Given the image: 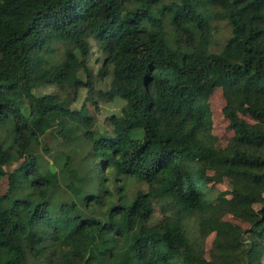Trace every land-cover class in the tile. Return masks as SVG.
<instances>
[{
	"label": "trees",
	"instance_id": "16d2710c",
	"mask_svg": "<svg viewBox=\"0 0 264 264\" xmlns=\"http://www.w3.org/2000/svg\"><path fill=\"white\" fill-rule=\"evenodd\" d=\"M91 41L111 78L97 97L123 102L103 131L84 103L35 94L91 93ZM46 134L71 145L54 173L35 153ZM11 152L29 185L0 195V264H264V0H0V179ZM226 215L247 228L217 226ZM190 216L214 234L206 258Z\"/></svg>",
	"mask_w": 264,
	"mask_h": 264
},
{
	"label": "rangeland",
	"instance_id": "374dc122",
	"mask_svg": "<svg viewBox=\"0 0 264 264\" xmlns=\"http://www.w3.org/2000/svg\"><path fill=\"white\" fill-rule=\"evenodd\" d=\"M219 26L215 34V45L216 49H219L224 43L225 39L228 36V29L223 24H218ZM91 53L87 58V63L91 69V75L89 81L92 83V91L88 92L87 89L80 90L77 94L73 92V89L60 90L54 86H43L35 91V94L38 96L58 92L62 98H67V106L69 109L77 110L84 103L87 107V114L92 118L93 127L99 131L107 130V125L105 119L112 115L113 113H118L123 102L120 99H115L113 101L107 100L106 98L97 97V92L100 91L105 93L109 90L110 77L101 79L98 75L99 69L101 67V61L99 58H102V53L95 46L94 42L91 41ZM84 78V77H83ZM93 100H98V108L95 109L89 101H86L87 97H91ZM210 107L213 113V129L211 132V140L213 145L216 148H224L232 137L233 133L228 130V122L222 115V109L225 106V100L222 96L220 89H216L212 96L210 97ZM248 123L253 121L248 117L244 116ZM46 148V150H44ZM71 145L64 143L59 137L46 134L43 136L39 143L36 146L35 153L42 157L45 163L52 165V157L61 153L70 151ZM85 156L84 150H79L78 155H76L77 161L82 162L83 157ZM77 163V162H76ZM6 176L0 179V195L4 194L9 185L27 188L29 185L28 180L25 178V175L22 170V159H20L15 152H11L7 158L5 164ZM55 170V169H54ZM234 181L226 180L222 185L213 187V192L209 196L208 200L214 199L219 191H225L232 189ZM129 186V185H128ZM138 184L135 181H131L130 189L136 190ZM263 204L261 202H256L254 207L256 209L260 208ZM158 216V210L155 212ZM217 226L235 230L237 227L242 229L247 228V224L241 222L230 215L222 217L216 222ZM185 227L188 233V236L194 241L198 246V249L202 252V255L206 258L207 252L211 248L212 241L214 239V234L204 235L200 232L198 223L196 219L192 216L188 217L185 221Z\"/></svg>",
	"mask_w": 264,
	"mask_h": 264
},
{
	"label": "water",
	"instance_id": "95a60500",
	"mask_svg": "<svg viewBox=\"0 0 264 264\" xmlns=\"http://www.w3.org/2000/svg\"><path fill=\"white\" fill-rule=\"evenodd\" d=\"M49 169L51 170L52 173L55 172L53 165H49Z\"/></svg>",
	"mask_w": 264,
	"mask_h": 264
}]
</instances>
